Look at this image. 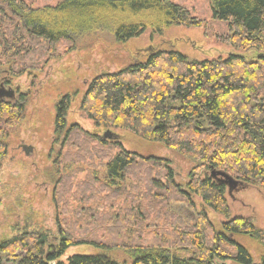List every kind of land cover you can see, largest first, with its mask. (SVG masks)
Masks as SVG:
<instances>
[{
  "label": "trees",
  "instance_id": "trees-1",
  "mask_svg": "<svg viewBox=\"0 0 264 264\" xmlns=\"http://www.w3.org/2000/svg\"><path fill=\"white\" fill-rule=\"evenodd\" d=\"M210 5L212 19L226 24L217 37L256 56L231 53L200 61L177 50H156L146 61L97 75L81 101V110L97 127L131 129L191 157L196 165L188 180L177 182L169 161L130 152L119 139L97 135L96 146L89 139L77 141L80 157L91 159L93 167L95 152L104 155L99 158L107 160L106 179L131 178L135 184L117 188L90 177L75 185L74 176L66 175V182L77 188L75 195L93 198L95 204L71 211L69 227L55 238L56 248L47 249L51 236L44 232H22L4 240L0 264H122L106 255L58 260L69 247L81 244L104 250L123 247L133 253V264H254L251 252L234 239L248 235L264 249V229L253 218L229 219L217 231L204 213L196 224L186 225L169 212L170 198L192 204L195 195L230 216L228 187L208 174L212 168L230 173L244 186L264 188V0H210ZM203 24L174 0H60L44 7L29 0H0V66L14 58L18 67L36 64L38 54L47 57L45 63L63 41L74 42L87 30L109 29L117 42H125L148 29L163 33L171 26ZM12 68L16 76L26 71ZM71 103L70 94L59 101L55 121V132L68 138L78 127L67 128ZM23 110L20 102L0 103V120L8 126L0 127V165L8 154L10 130Z\"/></svg>",
  "mask_w": 264,
  "mask_h": 264
},
{
  "label": "rangeland",
  "instance_id": "rangeland-1",
  "mask_svg": "<svg viewBox=\"0 0 264 264\" xmlns=\"http://www.w3.org/2000/svg\"><path fill=\"white\" fill-rule=\"evenodd\" d=\"M29 1L35 7H44L60 0ZM174 1L189 7L204 20V24L201 27L171 26L163 33L148 29L125 42H117L109 29L87 30L77 35L74 42L63 41L55 56L45 63L47 57L38 54L40 62L36 64L18 67L14 58L7 65L0 66V81L6 90L11 87L16 94V98L4 97L0 103L5 101L16 105L20 102L24 107L22 118L17 119L18 124L13 126L14 129L9 127L12 130L8 136V154L0 165V243L22 232L36 231L51 236L47 249L56 248L55 237L62 228L69 227L71 211L79 208L74 211L79 212L80 207L81 211H85L95 204L93 198H78L74 184L90 177L117 188L135 184L131 178L125 182L106 179L104 164L107 160L100 159L103 154L95 152L97 167H93L91 159L80 157L83 151L77 141L89 139L96 146L100 141L95 136L101 137L106 131L105 127H97L81 110L82 98L97 75L119 71L133 61H146L156 50H177L190 59L200 61L227 57L231 53L247 57L257 55L254 51H238L217 37L224 33L226 24L212 19L210 0ZM14 65L15 69L24 68L26 71L16 76L13 74ZM67 94L72 96L67 128L78 125L70 138L65 133L59 135L55 132L57 104ZM0 127H8L5 120H0ZM115 132L128 151L142 157L154 156L169 161L179 183L184 184L188 180L196 165L191 157L177 149L147 141L131 129ZM22 140L35 146V156L28 157L19 148ZM155 174L152 172L153 176ZM66 175L74 176L72 187L66 182ZM192 199L193 203L188 204L170 198L169 212L177 219L181 218L186 225L196 224L198 217L204 213L217 231H222L224 223L233 218H253L255 225L264 229L263 187L243 185L232 195L228 188L229 217L206 206L199 196L194 195ZM234 239L251 252L254 264H260L264 249L256 239L242 234L235 235ZM77 254L106 255L122 264H133L135 260L133 253L123 247L104 250L89 244L69 247L58 260L67 263ZM213 264L243 263L216 260Z\"/></svg>",
  "mask_w": 264,
  "mask_h": 264
},
{
  "label": "water",
  "instance_id": "water-1",
  "mask_svg": "<svg viewBox=\"0 0 264 264\" xmlns=\"http://www.w3.org/2000/svg\"><path fill=\"white\" fill-rule=\"evenodd\" d=\"M1 88L3 87H0V100L4 97L13 98L15 96V91L11 87H9L7 92H2ZM118 137L119 135H117L111 129L106 130L103 134V138L108 140H116L118 139ZM211 176L226 184L229 188L230 195H232L234 191L238 190L241 186L244 185L241 180L236 179L234 176L224 170H217L212 168Z\"/></svg>",
  "mask_w": 264,
  "mask_h": 264
},
{
  "label": "flooded vegetation",
  "instance_id": "flooded-vegetation-1",
  "mask_svg": "<svg viewBox=\"0 0 264 264\" xmlns=\"http://www.w3.org/2000/svg\"><path fill=\"white\" fill-rule=\"evenodd\" d=\"M0 85L3 87L1 88L2 92H7V90L5 89V85L2 81H0ZM15 98H16V94H15ZM57 114V113H56ZM57 116V115H56ZM56 121V120H55ZM101 138L103 139V135L101 136ZM19 148L24 152V154L28 157H33L35 156V146L31 143H26L24 140H22L21 145H19ZM44 183V181H43ZM46 183V182H45ZM58 237V235H57ZM56 238V237H55Z\"/></svg>",
  "mask_w": 264,
  "mask_h": 264
}]
</instances>
